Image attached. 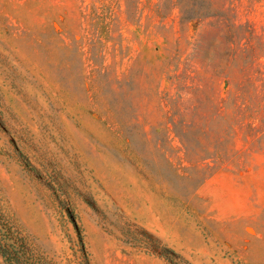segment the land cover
<instances>
[{
	"label": "rangeland",
	"instance_id": "rangeland-1",
	"mask_svg": "<svg viewBox=\"0 0 264 264\" xmlns=\"http://www.w3.org/2000/svg\"><path fill=\"white\" fill-rule=\"evenodd\" d=\"M71 220L88 264H264V0H0V247L84 264Z\"/></svg>",
	"mask_w": 264,
	"mask_h": 264
},
{
	"label": "trees",
	"instance_id": "trees-1",
	"mask_svg": "<svg viewBox=\"0 0 264 264\" xmlns=\"http://www.w3.org/2000/svg\"><path fill=\"white\" fill-rule=\"evenodd\" d=\"M192 1V0H191ZM195 3L199 0H193ZM202 6V5H201ZM195 7L193 5L192 13L190 14V18H207L213 17L211 11L205 7ZM181 13L187 14L184 12V9H181ZM192 16V17H191ZM189 18V16H186ZM73 226L75 227L78 236V244L81 249V261L84 264H88V258L85 252L84 244H83V237L81 232L77 228V225L74 220H71ZM129 242L133 243L131 240H135L134 237H128ZM0 254L3 257L4 261L7 264H42L41 258L35 257V255L28 249L27 245L23 241V239H17L14 237L13 239L9 238L8 241H3L0 247ZM163 256L168 259L167 253L163 252Z\"/></svg>",
	"mask_w": 264,
	"mask_h": 264
}]
</instances>
